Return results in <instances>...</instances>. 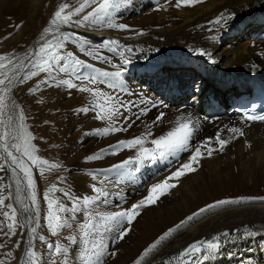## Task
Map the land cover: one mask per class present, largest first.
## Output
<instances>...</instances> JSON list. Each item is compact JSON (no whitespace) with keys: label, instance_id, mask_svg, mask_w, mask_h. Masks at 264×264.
<instances>
[{"label":"bare ground","instance_id":"1","mask_svg":"<svg viewBox=\"0 0 264 264\" xmlns=\"http://www.w3.org/2000/svg\"><path fill=\"white\" fill-rule=\"evenodd\" d=\"M143 1L119 0L109 16L102 20L103 24L128 25L129 30L89 25L83 31L86 39L83 49L68 41L62 49L66 57L69 51L73 53L72 57H67L69 61L80 59L103 71H115L123 59H128L120 77V88L111 89L100 80L84 84L70 71L58 73V78L91 90L81 92L77 88L69 89L65 84L38 93L35 96L37 108L32 106V100L25 103L28 108L24 114L26 119H37L38 122L48 112L53 113L50 115L52 131L55 129L58 136L54 134L55 147L50 154L56 159L59 156L70 158L63 162L67 169L77 172L61 188L76 198L95 197L97 194L92 185L108 193L86 209L61 216L62 219L67 216L71 225L65 228L61 240L63 248L66 246L68 250L67 262L97 264L98 254L104 252L103 264H264V202H241L211 210L187 221L155 249L149 250L163 233L186 221L206 204L227 198L264 197V122H245L236 115L219 117L248 81L260 69L264 71V25L258 24L264 21V0H179V3L178 0H159L158 8L150 16L128 22L126 16ZM50 2L46 5L47 0H0V36L12 32V37L5 39L0 47L16 45L14 50H17L24 40L29 43L26 36H35L42 26L46 25L50 30L64 27L59 24L60 18L56 25L50 24L55 18L51 16L55 0ZM79 2L82 0H71L74 4ZM221 14L227 20L226 25L210 23ZM48 17L51 18L49 22ZM249 20L253 22L250 34L256 37L255 40L242 42L236 38L235 45L220 44L228 35L240 37L242 32L245 33L247 29L243 27ZM20 21L26 22L29 28L26 24L18 32L12 29ZM105 40L119 42V50L109 51L103 47ZM125 45L134 51L127 52ZM111 47L116 49L117 45ZM169 49L180 51V55L163 52ZM201 49L211 54V60L208 56L194 54ZM86 50L93 55H88ZM97 54L104 55L111 63L93 59ZM213 63L217 64L216 68ZM83 71L91 73L92 69ZM180 85L181 91L178 90ZM176 92L195 96L187 105L171 108L167 105L168 98L163 99L162 95ZM50 93L57 94V99L51 100L46 95ZM120 102L136 108L125 109L123 115L117 117ZM89 105L97 106L96 109L100 108L104 113L95 110V113L84 115L76 111ZM143 108L148 111L141 115L137 109ZM161 113L164 114L162 121L157 122L156 117ZM95 115L101 118H94ZM125 117H132L131 123L122 124ZM4 120L7 125L8 118ZM184 123L193 133L186 150L165 158H160L159 150L152 151L156 149L151 143L153 139L166 136L167 132ZM121 128L125 130H119ZM236 128L241 131H232ZM136 138L142 142L114 151L110 149L93 161L85 160L118 141ZM220 140L225 141L222 150ZM198 147L201 156L193 165L197 170L176 178L174 173L191 161ZM144 149L149 151L145 153ZM209 149L213 150L211 156ZM153 156L155 160L150 159ZM159 159L157 168L153 169V163ZM124 160L132 161L126 173L109 170ZM0 177L1 195L2 172ZM156 184L175 187L164 188V194L149 204L147 198ZM60 197L68 202L63 194ZM142 200L144 204L140 205ZM134 204L140 207L133 209ZM121 211L135 214L131 224L125 218L121 225L122 229H130L123 239L117 238L111 230L115 224L112 214ZM89 213L92 214L91 225ZM224 232L229 233V237L224 238L223 246L211 258H205L203 249L201 253L192 252L185 258L178 256L192 243H206ZM69 235L76 238L75 243L65 239ZM111 252L116 255H110ZM0 253L5 255L4 251ZM59 264H64V260Z\"/></svg>","mask_w":264,"mask_h":264},{"label":"snow or ice","instance_id":"2","mask_svg":"<svg viewBox=\"0 0 264 264\" xmlns=\"http://www.w3.org/2000/svg\"><path fill=\"white\" fill-rule=\"evenodd\" d=\"M119 0H82L81 4L79 7H76L74 11H69L67 15L63 17L62 23L67 25L69 23L70 17H75L78 14L82 13L85 9L86 6L89 4H95L97 5L92 9V11L88 12L87 15H84L81 19H77L74 21L75 25L80 26V27H86L89 25H98L100 27H108V28H117L120 30H129L128 25L125 24H116L113 22H109L107 24H103L102 20L103 18L109 14L110 10L113 9L117 4ZM179 3V0H178ZM61 11L64 9H67L69 7L68 4H63L60 6ZM61 11H56L54 13V19L50 21L51 25H56L57 24V19L61 17ZM210 23L214 25H226L227 20L224 18V14H221L220 17H217L215 20L210 21ZM212 29H209L211 31ZM44 34L47 35L50 32L49 27H45L43 30ZM61 29L59 26L56 29V34L52 35L50 39L45 40L41 46L39 47L38 51L33 53L31 50L27 54H25L23 61L21 62V67L24 68V72L19 75L15 76L14 78L16 79L17 84H23L27 80H30L31 78L37 77L40 75V73H46V76L43 80H41L34 88H29V94H35V92L41 88V85L48 86V87H61L62 85H67L69 89L77 88L78 91L81 92H89L91 89L86 87V86H78L77 84L72 83L70 80H64V79H59L58 78V73L59 74H67L71 71V73L75 76V78L78 81H82L84 84H87L89 82L95 83L97 80H100L102 83H107L108 87L111 89H116L117 87L120 88V77L122 74V71L124 70V66L129 63L128 59H123V62L116 68L115 71H103L99 68H95L91 63H85L84 61L80 59H72L69 61L68 58L64 54H62V49H64L66 45V38L60 34ZM212 40H215L216 37H209ZM41 40H44V37H41ZM112 44H116L117 48L113 49L111 47ZM103 47H106L109 51H118L119 50V42L117 41H107L105 40L102 43ZM125 50L127 52L134 51L129 46H124ZM86 53L88 55H93L90 51L86 50ZM194 54H200V55H205L208 56L211 60V54L207 53L205 50L201 49L198 52L194 51ZM121 56L124 55V53H120ZM33 56H35L37 59H33ZM73 53L68 52L67 57H72ZM0 59H3V57H0ZM93 59L99 60L103 63H111L104 55L102 54H97L93 56ZM39 61V62H38ZM11 62V61H10ZM214 62V61H213ZM3 64H0V68H3ZM38 68V71H33L32 68ZM115 67V66H114ZM84 69H92V72H85L83 71ZM98 73V75H97ZM6 80L8 81L6 83ZM12 82V78H8L5 74L4 79H0V91L4 90H9V84ZM3 101L0 100V104H2ZM13 104H15V101H12ZM121 103V110L117 112V117L123 115V111L126 109L127 111H132L134 108H136L135 105H132L131 107H128L126 105H123V102ZM18 107V106H17ZM95 105H89L87 107H83L80 109H77L76 111L78 113H82L84 115H87L89 112L95 113L96 110ZM154 107H158L157 105H154ZM141 115L146 114L148 109L143 108V109H137ZM163 113L158 115L156 117L157 122L162 121L163 118ZM94 118H101L98 115H95ZM11 120V117L9 118ZM19 119L21 122L24 121V116L21 113L19 116ZM132 117H125L124 120L121 122L124 125H127L131 123ZM248 120H264V115H259V116H254V115H249L247 117ZM195 127V125H193ZM119 130H125L124 128H121ZM19 135L13 136V139L19 140L23 138V143H14L9 145L6 141L3 144V151L6 153L5 159H8L9 157L11 158V162L13 164H18V167L22 170L23 176L27 180V189L25 191V194L28 195V190L34 189V181L32 179V173L29 170V168L23 163L21 156L20 155H13L11 151H9V147L16 149L17 153H21V148L23 149V152L21 155L23 156H28L33 160H36L37 158L32 156V152L35 151V147L29 144V139H31V134L28 133L25 129V125L21 123L19 125ZM107 130H105L106 132ZM232 131H235L239 133L241 130L239 128L232 129ZM89 133H85V135H88ZM11 135L8 132H5L3 136H0V140H3L5 137ZM193 135L192 132L189 131V125L184 123L180 124L179 127L174 128L173 130L167 132L166 136H160L159 139H153L151 141L152 144L156 145V149H153L152 151L159 150L160 158H165L167 157H174L178 152H182L187 149L189 146V138ZM211 138H209L210 140ZM142 141L139 138L136 139H131V140H121L118 141L117 144L115 145H110L108 148L101 149L100 152L94 154V155H89L85 157L86 161H93L98 158H100L102 153L109 152V150H115L116 148L123 147V146H135L136 144H140ZM220 145H221V150L225 144V141L220 140ZM31 149V150H30ZM149 149H144V152L147 153ZM212 149H209L208 155L211 156ZM201 156V152L199 147L196 149V152L194 155L191 156V161L188 163H184L182 167L178 171L174 173V176L176 178L184 176L186 173L189 172H195L197 169L193 166L194 164L198 163V158ZM151 160H155V157H150ZM141 162H145L144 160H141ZM40 163H47V161H40ZM132 163L130 160H124L122 163L115 164L111 167L109 170H115L120 173H126L129 169L127 166ZM5 170V165L0 164V172H3ZM93 177H95V173L91 174ZM2 179V177H0ZM17 185H19V181H17ZM175 187V185H170V184H165V185H160L156 184L152 188L151 194L147 198V202L149 204H152L156 201L158 195H163L164 194V188H172ZM93 191L97 194L95 197L91 196H84L82 198H76L72 197L70 192L65 191L64 189L60 188L57 189L56 185H53L52 188L48 190V192L45 193V200L48 202L47 206L49 208V213H48V225L51 229V235L56 236L58 235L57 229H64V228H70L71 225L68 223V217L65 216L63 219L61 218L60 215H57L56 212L58 213H70V212H76V211H81L82 208L86 209L88 205L94 200H98L101 196H106L108 195L107 192L102 191L101 188L97 187L96 185H92ZM53 190H58L60 191L65 197L68 198V203H59L58 207L56 208V212L52 211L53 208V201L49 198V194ZM20 189L17 187L16 192L17 194L19 193ZM82 201V205H81ZM31 202L33 205H36V196L35 193H31ZM241 202L244 203H252V202H264V197H237V198H227V199H220L216 200L212 203L206 204L204 207L199 208L196 212H194L192 215L188 216L186 218V221H181L180 224H177L175 228H170L167 232L163 233L155 243H153L150 246V249H155L157 245L163 241L168 235L175 231L176 229H179L181 225L186 223L187 221H193L195 218L201 217L203 214L217 209L219 207L223 206H229V205H235L239 204ZM144 201L142 200L140 202V205H143ZM140 205H132L133 209H138ZM0 206H4L6 208L12 209V219L15 220V209L13 208L12 204L4 205V198L2 195H0ZM25 213H30L34 212L35 217H33L31 214L25 215L23 221L20 222L21 227H25L27 224L31 223L33 219L35 218L36 220L39 219V208H33L29 209L28 205H25L24 208ZM97 217L99 214H96ZM134 213H129V212H114L112 214L111 219L115 220V224L112 227V231L116 233L117 238L123 239V237L127 234L130 229H122L121 225L124 221L125 218H127V223L131 224L134 218ZM0 216L7 218L9 216V213L7 211H4L3 208H0ZM55 221V224L52 222ZM92 223V214L89 213V225ZM3 223L0 221V231L3 229ZM11 227V226H9ZM32 233L36 232V228L31 229ZM15 234V233H13ZM229 237V233L224 232L221 234H217L216 236L212 237V239L208 240L206 243L203 241H197L192 243L191 245L188 246L185 250L181 251L178 253V256L181 258H185L187 254H190L192 252L195 253H201L202 249L204 253L206 254L205 258H211L212 255L216 254L218 250L223 246L224 244V238ZM39 241L42 243H45L47 245L48 251L52 252L54 251L56 254H62L65 256V261L64 264H67V253L68 250L66 246L62 248L60 244L52 243L49 242L45 239L43 235L38 237ZM65 239L71 243L76 242V238L72 235H69L65 237ZM20 242H17V247H19ZM3 245L0 244V248H2ZM29 247H32L31 241H29ZM146 250V253L147 254ZM27 254V252H26ZM6 256H10L11 253H5ZM110 255L115 256V252H111ZM105 256L104 252H100L97 256V264H103V258ZM52 260V264H56V261L52 259L51 257L49 258ZM0 264H5V261H0ZM41 264H48V261H41ZM166 264V262H165Z\"/></svg>","mask_w":264,"mask_h":264},{"label":"rangeland","instance_id":"3","mask_svg":"<svg viewBox=\"0 0 264 264\" xmlns=\"http://www.w3.org/2000/svg\"><path fill=\"white\" fill-rule=\"evenodd\" d=\"M50 3H51L50 0H47V3L45 4L48 5ZM53 4L54 6L51 11L52 17H54V13L56 11H61V7H60L61 5L63 4L69 5L67 9L61 11L59 24L64 25V27L62 28L59 27L61 29L60 34L66 38V41L73 43L76 48L83 49L85 47V42H86V39L83 34V31L85 29L84 27L75 25L74 21L77 19H81L84 15H87L88 12L92 11V9L97 5L89 4L88 6L85 7L82 13L78 14L75 17H70L69 23L65 25L62 23L63 17L67 15L69 11H74L76 7H79L81 2L74 4L71 3V0H55V3ZM159 4H160L159 0H145L140 5L133 7L131 13H129L126 16L127 17L126 19L127 21L128 20L131 21L132 19L133 21L135 19L138 20V18L141 19L145 16H150L155 11V9L158 8ZM258 15L259 17H261V14ZM107 16H109V14ZM49 19L51 18L48 17L47 22H49ZM26 24H27L26 22L20 21V24L18 26H13L12 29L14 28L18 32L22 30V28ZM258 24L264 25V21L261 20L259 21ZM252 25H253L252 20L247 21L243 27L244 29H247V31L245 33L242 32L243 36L241 35L242 36V37L240 36L241 38L239 36L228 35L225 38H223V40H221L220 44L222 46H227L228 44L235 45L236 38L240 39L242 42L245 41L249 42L255 40L256 37L250 34V31H252ZM27 27L29 28L28 24ZM45 27L46 25L42 26L38 34H35V36L33 37L28 38V36H26L27 38L26 37L25 38L30 40L31 42L29 41V43H27V41L24 40L23 43L18 46L19 49L17 50H14V47L16 45L5 49H2V47H0V57H3V59H0V64H3L4 66L3 68H0V79H4L5 74L8 78H12V82L9 84L10 91L9 90L0 91V100L3 101V103L0 104V136H3L5 132L11 134L5 137L3 140H0V164L5 165V170L2 172L4 182L1 188V195L4 198L5 206L8 204L13 205V208L15 209V217H16L15 220L12 219V209L6 208L4 206L1 207L3 208L4 211H7L9 213V216L7 218H4L2 216L0 218V221H2L4 225L2 231H0V237L2 238V242H3L2 243L3 247L1 248L0 252L4 251L5 253H11L10 256L2 255V253H0V261H5L6 262L5 264H8L7 261H9V264H41L42 260L43 261L46 260L48 261V264H52V260L49 259L50 257L56 261V264H59L60 261L63 260L65 261L64 255L56 254L54 251L52 252L48 251L47 245L45 243L40 242L38 237L43 235L47 241L60 244V246L63 248V242L61 240H62V235L65 232V228L57 229L58 235L53 236L51 235V229L47 227L49 223L48 221L49 208L47 206L48 202L45 200V193L48 192V190L52 188L53 185H56V188L60 189L61 186L64 184V182H66L68 179L74 178L77 172L72 168L67 169V165L63 162L64 160L65 162L69 161L70 158L67 159V157L63 158L59 156V158L56 159V156L50 154L53 148L55 147L54 141L56 138L54 134L57 135L55 129H53L52 131L53 122L50 121V115H52L53 113L48 112L46 114V117H43L41 119L39 118L38 122L37 119H35L34 120L35 123L32 119H26L24 116L26 110H28L25 103H28V101L30 102L32 100L31 101L32 106L37 108L39 104L37 103V101H35V96L40 92L49 91L51 89L48 86L41 85V88L38 89L35 92V94H29L28 91L30 87L34 88L41 80H43L46 76V73H40V75H38L37 77L31 78L30 80H27L23 84H17L16 79L14 78L15 76H19L24 72V68L21 67L20 65L21 62L23 61L25 54H27L29 50L35 53L36 51H38L39 47L45 40L50 39L52 35L56 34L57 28L51 29L49 34L45 35L43 32ZM11 33L12 32L9 33L7 32L6 34L0 36V44L5 39L12 37ZM42 36L44 37V40H41ZM109 39L112 40V38ZM30 45H32V47H30ZM163 52L171 56L180 55V51H178L177 53H173V52H168V50H165ZM63 53L64 52H62V54ZM33 59H37V58L33 56ZM32 70L38 71L39 69L34 67L32 68ZM7 82L8 81L6 80V83ZM183 86L185 88V86H187L186 83ZM126 88L129 89L128 86H126ZM178 90L179 91L182 90L181 85L179 86ZM46 95L50 97L51 100H55L58 97V95L55 93L54 94L50 93ZM162 96L163 99L168 98L169 101H167L168 102L167 105L172 108V107L187 105L192 101L195 94L186 95L184 93L181 94L180 92H176L172 95L167 96L166 94H164ZM12 101H15V104H13ZM96 112L104 113V111L101 110L100 108H97ZM21 113L24 116L23 122H21L19 119ZM226 115L228 114L226 113L225 110L223 114L219 115V117H223ZM3 117L8 118L9 121L7 125H6L7 121L4 120ZM10 117L11 120L9 119ZM21 123L25 125L26 131L31 134V139H29L28 142L30 145L35 147V151L32 152V156L36 157L37 159L33 160L28 156L21 155L23 152L22 148H21V153H17L16 149L11 147H9V151H11L13 155H20L23 163L29 168V170L32 173V179L34 181L35 187L34 189L28 190V195L25 194V191L27 189V180L23 176L22 170L18 167V164H13L11 162L10 157L8 159H5L6 153L3 151V144L5 143V141L9 145L14 143H21V144L23 143V138L19 140L13 139V136L19 135L18 129ZM117 132L119 131H116L115 133ZM98 145L96 147H98ZM42 160L47 161V163H40V161ZM160 160L161 159L157 160L156 163H153L152 165L153 169L157 168L156 166L158 165ZM56 163L58 165H56ZM17 181H19V185H17ZM17 187H19L20 189L18 194L16 192ZM32 192H34L36 196V205H33L31 202ZM61 195L62 193L58 190H53L49 194V198L53 201V208H52L53 212H56V208L58 207L59 203H65L64 200H62V198L60 197ZM26 204L28 205L30 210L36 207L39 208V213H40L39 219L36 220L34 218L31 223L27 224L25 227H21L20 222L23 221L25 215L31 214L33 217H35L34 212H30V213L24 212V208ZM56 214L63 216L65 213L56 212ZM52 223L55 224V221H53ZM32 228H36L35 233L31 232ZM18 241L20 242L19 247L16 246ZM29 241H31L32 243V248H31L32 250H30L26 254ZM67 264H72V261L67 262Z\"/></svg>","mask_w":264,"mask_h":264},{"label":"water","instance_id":"4","mask_svg":"<svg viewBox=\"0 0 264 264\" xmlns=\"http://www.w3.org/2000/svg\"><path fill=\"white\" fill-rule=\"evenodd\" d=\"M168 51H169V52H173V53H177L175 50H170V49H169Z\"/></svg>","mask_w":264,"mask_h":264}]
</instances>
